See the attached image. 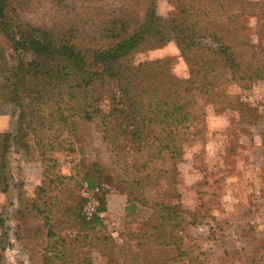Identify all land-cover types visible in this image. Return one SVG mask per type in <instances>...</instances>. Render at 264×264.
<instances>
[{"label": "trees", "instance_id": "trees-1", "mask_svg": "<svg viewBox=\"0 0 264 264\" xmlns=\"http://www.w3.org/2000/svg\"><path fill=\"white\" fill-rule=\"evenodd\" d=\"M172 14L156 12V0H0V112L17 108V148H33L41 167L29 211L46 229L42 264H70L57 251L51 218L58 193L71 178L60 173L54 154L75 151V143L95 133L106 147L109 164L121 171V191L129 203L151 206L154 222L145 223L138 239L156 246H179L177 234L196 221L177 200L176 164L185 145L205 124L204 108L243 105L224 85L243 89L264 80V58L257 57L245 19H256L264 32V0H166ZM15 13L30 14L21 28ZM173 42L187 77L178 79L168 57L134 64V54ZM116 93L103 105L104 90ZM10 134L0 133V191L5 192ZM89 187L101 179L93 163ZM151 190L153 192H151ZM50 192L52 195H48ZM75 202L81 228L85 220ZM104 209V199L97 210ZM108 238H103V242ZM67 252V251H66ZM67 260H69L67 262Z\"/></svg>", "mask_w": 264, "mask_h": 264}, {"label": "rangeland", "instance_id": "rangeland-1", "mask_svg": "<svg viewBox=\"0 0 264 264\" xmlns=\"http://www.w3.org/2000/svg\"><path fill=\"white\" fill-rule=\"evenodd\" d=\"M156 12H174L166 0H156ZM22 28L30 14L15 13ZM247 36L257 57L264 58V32L256 35V19H245ZM168 57L176 78L187 71L173 42L134 54V64ZM224 92L243 105L239 110L204 108L205 124L197 139L185 145L177 162L176 190L172 203L196 213V221L177 234L179 246H152L138 239L145 223L154 222V210L132 200L121 191V171L109 164L105 145L95 133L84 134L73 152L54 154L60 173L71 178L68 186L56 191L53 206L54 240L63 246L57 251L70 256V264H264V80H254L243 89L237 83L224 85ZM116 93L113 84L104 90L107 106ZM17 108L5 105L0 112V133L10 134L5 170L7 188L0 191V264H42L46 229L29 211L36 187L41 184V167L33 148H17ZM96 163L101 179L89 187L83 179ZM90 191L96 208L104 199V216L99 224L81 228L73 213L75 202L83 199L81 216ZM97 189V190H96ZM96 190V191H95ZM151 192H153L151 190ZM48 195H52L50 192ZM108 241L103 242V238ZM67 251V252H66ZM67 254V255H66ZM69 260H67L68 262Z\"/></svg>", "mask_w": 264, "mask_h": 264}, {"label": "built area", "instance_id": "built-area-1", "mask_svg": "<svg viewBox=\"0 0 264 264\" xmlns=\"http://www.w3.org/2000/svg\"><path fill=\"white\" fill-rule=\"evenodd\" d=\"M83 193L85 194V196L87 198L86 205L84 206V209H83L84 217L86 219H90L93 216H98L99 218H102L104 216V214L102 212H98L96 205L93 202L94 199H93L90 191L86 188V186L83 189Z\"/></svg>", "mask_w": 264, "mask_h": 264}]
</instances>
